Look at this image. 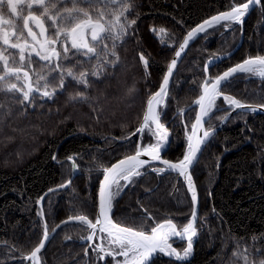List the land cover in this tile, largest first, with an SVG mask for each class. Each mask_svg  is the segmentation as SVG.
Segmentation results:
<instances>
[{"label": "trees", "instance_id": "16d2710c", "mask_svg": "<svg viewBox=\"0 0 264 264\" xmlns=\"http://www.w3.org/2000/svg\"><path fill=\"white\" fill-rule=\"evenodd\" d=\"M242 2L246 0H42L24 2L16 15L3 6V20L11 23L0 24V37L4 31L10 34L9 44L0 39V55L7 59L8 69L22 71L20 80L6 75L0 59V76H5L0 81V264H33L23 258L39 245L45 226L52 232L69 216L96 218L103 169L135 153L137 144L143 147L156 142L147 130L129 141L120 140L140 126L147 99L160 87L178 45L196 25ZM73 9L70 18L62 21ZM29 15L38 17L46 29L41 36L40 29L28 20L37 40H55L46 47H54L60 58L41 61L32 52L40 44L24 27ZM117 17L124 25L123 34L112 25ZM86 19L106 26L97 41L91 40V29L86 30L85 39L95 48V54L88 56L82 54L84 50L71 49V40L64 34ZM241 32L242 27L231 22L209 29L180 63L159 107L161 122L172 131L168 160L176 162L184 155L185 128L190 130L196 109L188 110L184 118L183 112L201 93L206 62L231 52ZM25 41V60L20 61V49L10 44ZM64 47L69 48L67 60L63 59ZM141 54L148 60L147 66L140 60ZM256 56H264V5L246 20L242 47L230 59L214 65L211 73L222 74ZM57 64L62 71H52ZM69 69L77 77L87 73V86L68 77ZM24 71L33 88L38 80L40 85V92L31 93L27 102L22 92L9 90L13 83L27 90ZM93 71L98 75L92 76ZM41 76L48 81L47 89ZM53 89L51 99L42 96L44 90ZM223 92L244 103L264 104V80L253 74L236 77ZM217 109L211 114V125L231 110L222 97ZM71 161L78 166L71 186L50 193L41 208V197L70 180ZM141 171L144 173L116 196L114 221L135 230H145L167 217L186 224L193 206L185 185L173 174L158 175L151 167ZM192 173L201 203V233L193 256L188 261L163 258L153 264H245V258L247 264H264V114L243 112L232 117L206 146ZM87 233L88 227L80 222L62 227L43 251L42 264H83L85 249L80 242Z\"/></svg>", "mask_w": 264, "mask_h": 264}, {"label": "snow or ice", "instance_id": "6c2138e0", "mask_svg": "<svg viewBox=\"0 0 264 264\" xmlns=\"http://www.w3.org/2000/svg\"><path fill=\"white\" fill-rule=\"evenodd\" d=\"M37 2H42V0H37ZM5 3L8 8L10 6V0H0V12H2ZM21 3L22 0H20L17 4V12L18 5ZM253 5H264V0H246V2L234 4L229 10L212 16L188 31L183 43L180 45L179 51H176L175 53L176 57L181 56V53L188 46L189 41H191L198 34L207 33L208 29L213 28L215 25H219L221 21L242 24L243 18L248 13L250 6ZM29 7H31V5H29ZM69 14L71 15V13ZM84 15L87 16V13H84ZM29 19L32 20L36 27L40 29L41 36L45 34L46 29L43 22L36 16L29 15V17L25 20L24 27L27 28L28 34L34 41L40 44V49L37 50L33 47L32 52H34L41 61H51L52 57L60 58V52L56 51L54 47L50 50L46 47L47 44L54 45L56 41L46 40L43 43H40L37 40L35 33H33L30 27H28ZM6 23L10 24L11 22L8 20H0V24ZM131 23L135 24V20L131 21ZM112 25L118 26L121 34H123L124 25L119 24L118 17L115 21H112ZM88 29H91L92 41H97L100 38L99 33L104 31L103 25L98 22L94 23L91 19H86L76 23L74 27L64 33L65 36L71 40V49H75L77 52L84 50L82 53L84 56L95 54V48L90 46L85 39V33ZM225 30H228L227 25H225ZM160 31L163 32L164 29H161ZM9 35L10 34L7 31H4L2 37H0L4 44H9ZM56 35L59 36L60 32H57ZM26 46L27 41H25L23 45L19 43L10 44V47L20 49V61L25 60L24 52ZM68 52L69 48L64 47L65 55L63 59H68ZM112 54L115 55V53ZM30 58L31 53H29V62H31ZM0 59L4 60L6 75H15L16 79L20 80V72L22 71V68L8 69L7 59H5L2 55H0ZM140 60L143 61L145 66H147L148 60L145 59L143 54L140 55ZM176 65L177 61L173 59L167 68L166 74L163 76V82L159 90L152 94L151 98L147 101V112L143 117L144 123L141 127L136 129V132L132 133V135H136V133H145L147 130L152 137L156 138V142L143 147L137 144L136 151L133 155H128L125 158L118 160L116 163L111 164L110 167H105L103 169V178L100 181L98 193V217L95 220V223H93L87 215L69 216L67 220L64 221V223L79 221L82 224H86L87 227L92 230V235L87 237L88 241L93 240V236L96 235V230L99 226V232L107 233V237L111 238V242L118 247L119 251L108 250L106 252L105 248L100 245H96L94 251L105 253V255L112 257L115 264H149L152 254L156 252H161L168 256H175L177 260H185L190 257L193 249V237L197 235V228L195 224L197 216L196 205L198 203L197 189L193 180L192 169L194 164L198 162V153L202 152V146H205L215 135V131L210 124V120L212 119L211 114L213 113V110L217 109V100L222 97L223 101L233 111L236 109L251 110L252 112L257 111L256 107L242 103L239 99L224 94L223 88L230 84L231 78L237 73H250L257 75L260 78H264V56L248 57L241 63L230 67L227 71L216 75L211 79H209L206 75L204 83L202 84V94L195 101V103L199 105V111L195 117V122L191 125V132L187 136L188 143L184 155L176 162L163 159L161 153L167 150L169 144V131L167 127L161 123V112L157 111V106L161 105L164 98L168 95L167 86L169 85V78L173 75V69L176 68ZM52 71H62V65H55ZM207 72L208 65H205V73L207 74ZM86 75L87 73H80L79 77H77L70 69L67 70L68 77L77 80L78 83L84 84L85 86H87L88 83L85 79ZM91 75L97 76L98 73L93 71ZM4 79L5 76H0V81H3ZM23 79L25 80L24 87L27 89L26 91L21 88H17L15 83L10 85L9 90L14 89L18 92H22L23 100L27 102L30 100L31 93L40 92V85L38 80L37 87L33 88L31 78L29 77V73L27 71L23 72ZM40 79L45 80L43 88L47 89L48 81L46 80V77L41 76ZM63 86L64 81L63 76H61L60 87L62 88ZM54 93L55 89H53L52 92L44 90L41 94L43 97L51 99ZM259 107L264 108V104H261ZM225 119H227V117H225ZM206 123L209 125L207 128L205 127ZM200 133H202V135ZM142 156L148 157V159H141ZM152 161H159V163L164 166H153L151 167L152 172L158 175L165 172L178 173V175L183 178L188 191L191 193V203L193 206L191 218L187 224L183 226L182 231L177 230V226L172 219H167L163 223H159L155 227H151L150 233H148L144 230H135L133 227L121 226L120 223H114L110 218L109 213L112 212L114 198L120 194L123 187L133 184L135 182L133 178L140 177L143 174L140 169L145 168V166L149 165ZM121 181L125 182L124 185H121ZM114 185L116 186L115 191L113 190ZM65 187H67L66 184L60 185V188ZM41 200H43V197H41ZM40 215H43V212H41ZM171 236H179L182 239L186 238L187 247L183 250V255L177 252L172 244L168 243ZM48 238L49 233L47 227L45 226L43 237L40 240L39 245L35 247L30 256L26 257V259L31 260L33 264H40V257L38 254H40L42 249L45 247V242ZM89 246L91 247L92 245L90 244ZM105 255L99 256V259L104 260ZM117 256L123 257V261L116 260ZM245 264H247L246 258Z\"/></svg>", "mask_w": 264, "mask_h": 264}, {"label": "water", "instance_id": "95a60500", "mask_svg": "<svg viewBox=\"0 0 264 264\" xmlns=\"http://www.w3.org/2000/svg\"><path fill=\"white\" fill-rule=\"evenodd\" d=\"M261 7V5H253V6H250V8H249V11H248V13L245 15V17L243 18V23L242 24H239L241 27H242V32H241V37H240V40H239V42H238V44L236 45V47L231 51V52H229V53H226V54H223V55H219V56H217V57H214V58H210L207 62H206V64L205 65H208V72H207V74L205 73V75H207V77L209 78V79H211V78H214L215 76H212L211 75V72H210V69L214 66V65H216V64H218V63H221L222 61H226V60H228V59H230L231 57H233L234 55H235V53L236 52H238V50L242 47V45H243V42H244V36H245V22H246V20L249 18V16L256 10V9H258V8H260ZM217 15V14H216ZM215 16V15H214ZM212 17V16H211ZM211 17H209V18H211ZM209 18H207V19H209ZM206 19V20H207ZM205 21V20H204ZM203 22V21H202ZM201 22V23H202ZM223 22H227V21H221V23H223ZM201 23H199V24H201ZM220 23V24H221ZM198 24V25H199ZM197 26V25H196ZM195 26V27H196ZM215 26H217V25H215ZM214 26V27H215ZM211 29V28H210ZM209 30V29H208ZM207 30V31H208ZM203 34H198L196 37H194L191 41H189V44H188V46L185 48V50L181 53V56L180 57H176V55H175V53H176V51H179V49H180V45L183 43V40H184V38H183V40L181 41V43L178 45V47L176 48V50H175V52H174V54H173V56H172V58H171V60H170V62H169V64H168V67H169V65H170V63H171V61L173 60V59H175L176 61H177V65H176V68L175 69H173V75L169 78V85L167 86V92H168V94H169V90H170V88H171V85H172V82H173V78H174V76H175V74H176V72H177V70H178V67H179V65H180V63L183 61V59H184V57L186 56V54H187V52H188V50H189V48L194 44V42L200 37V36H202ZM186 36V35H185ZM167 67V68H168ZM227 71V70H226ZM166 72H167V70H166ZM204 72H205V69H204ZM166 74V73H165ZM243 74H245V73H237V74H235L232 78H231V80H233V79H235L236 77H238V76H240V75H243ZM206 78V77H205ZM258 78L259 79H263L264 80V78H260L259 76H258ZM162 82H163V80H162ZM162 82H161V84H162ZM204 83V82H203ZM161 84H160V86H161ZM160 88V87H159ZM159 88L156 90V91H158L159 90ZM155 91V92H156ZM154 92V93H155ZM154 93H152V94H154ZM152 94L149 96V98L147 99V101L151 98V96H152ZM201 94H202V88H201ZM200 94V95H201ZM199 95V96H200ZM168 96V95H167ZM167 96L165 97V98H167ZM164 98V99H165ZM199 98V97H198ZM197 98V99H198ZM196 99V100H197ZM195 100V101H196ZM195 101L193 102V104H191L184 112H183V116L186 114V112L188 111V110H190V109H193V108H196L197 109V113H198V111H199V105H197L196 103H195ZM242 103H244V102H242ZM245 104H247V105H251L252 107H256L257 108V111H255V112H252L251 110H245V109H236V110H231L225 117H227V119H225V117L219 122V123H217V124H215L214 126H212L213 128H214V131H215V135H214V137L220 132V131H222V129L230 122V120L232 119V117L233 116H235L236 114H238V113H243V112H249V113H253V114H255V115H263L264 114V108H260L259 106L260 105H257V104H253V103H246L245 102ZM158 107L159 106H157V111H158ZM147 112V103H146V109H145V113ZM197 113H196V115H197ZM145 115V114H144ZM207 119V118H206ZM194 122H195V120H194ZM144 123V121L142 120V122H141V124H140V126L139 127H141L142 126V124ZM138 127V128H139ZM205 127L207 128L208 127V125H207V123L205 124ZM169 131V130H168ZM136 132V131H135ZM142 133H136V135H131V136H129L128 138H126V139H123V140H120V142H125V141H129V140H131V139H134V138H136V137H138V136H140ZM189 134V133H188ZM188 134H187V136H188ZM201 135H202V133H200ZM213 139V137L207 142V144L205 145V146H202V152L201 153H198V162L200 161V159H201V157H202V155H203V153H204V151H205V148H206V146L210 143V141ZM172 141H173V138H172V136H171V134H170V132H169V144H168V147H167V150L165 151V152H162L161 153V156H162V158L164 157V155L168 152V150L170 149V147H171V145H172ZM134 154V153H133ZM133 154H131V155H133ZM126 157V156H125ZM125 157H122V158H120V159H123V158H125ZM119 159V160H120ZM141 159H148V157H141ZM164 159V158H163ZM118 161V160H117ZM117 161H115L114 163H116ZM174 162V161H173ZM198 162H196L195 164H194V167H193V169L195 168V166L198 164ZM71 163H72V167H73V169H72V176H71V178H70V183H69V181H67L66 183H64V184H62V185H67V187H65V188H60V186H57V187H55V188H52L51 190L52 191H48L44 196H43V200H41L40 199V207L41 208H43V202H44V200H45V198L50 194V193H53V192H59V191H63V190H66V189H68L70 186H71V184H72V182L74 181V179L76 178V176H77V174H78V166L75 164V162L74 161H71ZM150 165H161L160 163H159V161H152L149 165H146L145 167H147V166H150ZM163 166V165H162ZM110 167V166H109ZM164 167V166H163ZM193 169H192V171H193ZM166 173H168V174H173V175H176L177 177H178V180H181L182 181V183L185 185V187H186V189H187V185H186V183L184 182V180H183V178L182 177H180L179 175H178V173H175V172H173V173H169V172H166ZM103 178V177H102ZM193 180H194V177H193ZM194 183H195V180H194ZM195 185H196V183H195ZM196 189H197V186H196ZM187 192H188V194L190 195V197H191V193L188 191V189H187ZM98 193H99V191H98ZM197 195H198V203H197V205H196V212H197V216H196V224H195V226H196V228H197V224H198V221H199V217H200V209H201V203H200V196H199V193H198V190H197ZM109 215H110V218L113 220V222L114 223H116L115 221H114V219H113V217H112V212L111 213H109ZM97 217H98V214H97ZM97 217H96V219H97ZM190 218H191V216H190ZM95 219V220H96ZM169 219H172L173 220V222L176 224V226H177V230L178 231H182V229H183V227H180V225H179V223L175 220V219H173V218H169ZM67 220V219H66ZM66 220H64V221H66ZM95 220L93 221V223H95ZM64 221H62L60 224H58L59 225V227H58V225L54 228V230L52 231V232H49V230H48V227H47V230H48V233H49V238H48V240L45 242V247L42 249V251H41V253L40 254H38L39 255V257H40V264H42V258H41V255H42V253H43V251L46 249V247L48 246V244H49V242L51 241V239L57 234V232L62 228V227H64L65 225H67V224H70V223H75V222H79V221H72V222H69V223H64ZM164 221H162L161 223H163ZM89 231H90V235H92V230L89 228ZM150 233V232H149ZM96 235H99L100 236V238L102 239V237L103 236H106L107 237V233H100L99 232V226L97 227V230H96ZM96 235H94L93 236V240L91 241V242H94V237L96 236ZM197 236V235H196ZM195 236V237H196ZM195 237H193V240L195 239ZM169 240L170 241H174V240H177V241H186L187 242V240H186V238H184V239H182L181 237H179V236H171L170 238H169ZM81 243H86V240H84V241H82ZM193 252H194V247H193V249H192V255H193ZM31 254V253H30ZM30 254L28 255V256H30ZM192 255L189 257V258H187V259H185V260H177L176 258H174L175 260H177V261H188L191 257H192ZM28 256H26V257H28ZM86 256H88V252L86 253ZM160 256H164V257H166V258H172V256H168V255H165L164 253H161V252H156V253H153L152 254V257L150 258V261H149V264H153L156 260H157V258L158 257H160ZM26 257L25 258H23L25 261H29V260H27L26 259Z\"/></svg>", "mask_w": 264, "mask_h": 264}, {"label": "flooded vegetation", "instance_id": "af4514ba", "mask_svg": "<svg viewBox=\"0 0 264 264\" xmlns=\"http://www.w3.org/2000/svg\"><path fill=\"white\" fill-rule=\"evenodd\" d=\"M205 69V68H204ZM212 69V68H211ZM210 72H211V70H210ZM250 74V73H249ZM211 75L212 76H215V75H213L212 73H211ZM254 77V76H253ZM255 77H257V75H255ZM258 78V77H257ZM196 113H197V109H196ZM186 115V114H185ZM237 115V114H236ZM225 117V116H224ZM223 117V118H224ZM234 117V116H233ZM222 118V119H223ZM221 119V120H222ZM220 120V121H221ZM219 121V122H220ZM219 122H217V123H219ZM216 123V124H217ZM166 127H167V129L169 130V132H170V134H171V136H172V131H171V128H170V126L169 125H167V124H164ZM208 125V124H207ZM215 124H213V125H211V126H214ZM209 126V125H208ZM191 131V128H190V130L188 129V128H185V135L187 136V134L189 133ZM173 138V137H172ZM172 144H173V141H172ZM172 146V145H171ZM171 148V147H170ZM131 155V154H130ZM126 156H128V155H126ZM125 157V156H124ZM164 159H168L167 157H166V154L164 155V157H163ZM153 166H155V167H163L162 165H150V166H148V167H153ZM148 167H146V168H148ZM141 171V170H140ZM142 172V171H141ZM142 173H144V172H142ZM166 173V172H165ZM168 174V173H167ZM176 176V175H175ZM179 181H181V180H179ZM123 181H121L120 183H122ZM182 182V181H181ZM125 183V182H124ZM123 183V184H124ZM113 190L115 191L116 190V186L114 185L113 186ZM116 198V197H115ZM115 198H114V200H115ZM113 203H114V201H113ZM112 211H113V209H112ZM169 218H173V219H175L178 223H179V225H180V227H183L185 224H181L180 223V221H179V219L178 218H176V217H167V218H165L164 220H162V221H165V220H167V219H169ZM161 221V222H162ZM161 222H159V223H161ZM200 222H201V218L199 217V221H198V224H197V234H198V232L200 231V226H199V224H200ZM159 223H154V225L152 226V227H155L157 224H159ZM187 224V223H186ZM150 229H151V227H148V228H146L144 231H146V232H150ZM90 235V231H89V228H88V233H87V235L85 236V237H83L82 238V240H81V242L82 241H84V240H86V243H81L83 246H84V254H85V262L83 263V264H115V261L112 259V257H110V256H107V255H105V253H99L98 251H94V248H95V246L96 245H100V246H102V247H104L105 248V250H106V252L108 251V250H115V251H119V249H118V247L115 245V244H113V243H110V241H111V238H108V237H106V236H103L102 237V239L100 238V236L99 235H96L95 237H94V242H91V241H88L87 240V237ZM197 236L195 237V239L193 240V247H195V243H196V241H197ZM168 243H170V244H172V246L177 250V251H181V252H183V250L187 247V242L186 241H177V240H174V241H168ZM92 245L91 247L89 246V245ZM88 252V256H86V253ZM194 253V252H193ZM101 255H105V259L104 260H100L99 259V256H101ZM191 255H192V252H191ZM190 255V256H191ZM193 256V255H192ZM163 258H166V257H164V256H160V257H158L157 258V260H159V259H163ZM175 258V256H172V258H167V259H171V260H174V261H177V260H175L174 259ZM123 257H121V256H117L116 257V260H120V261H123ZM156 260V261H157Z\"/></svg>", "mask_w": 264, "mask_h": 264}, {"label": "rangeland", "instance_id": "374dc122", "mask_svg": "<svg viewBox=\"0 0 264 264\" xmlns=\"http://www.w3.org/2000/svg\"><path fill=\"white\" fill-rule=\"evenodd\" d=\"M28 1H31V2H37V0H22V3L20 4V5H18V8L20 7V6H22V4L24 3V2H28ZM20 2V0H10V6L8 7V8H6V10H8L9 12H13L14 14H15V11L17 10V4ZM5 7H7L6 6V3H5ZM73 12H75V9H73V10H69L67 13H62V15H60L59 17H61L62 16V18H61V20L63 21H67L69 18H70V16L72 15V13ZM69 13H71V15L69 14ZM16 15V14H15ZM0 20H3V17H2V15H1V13H0ZM106 28V26L104 27V29ZM63 30V29H62ZM154 93V92H153ZM187 143H188V140H187ZM185 151H186V148H185ZM185 153V152H184ZM97 217V216H96ZM200 231L198 232V234H197V238H199V236H200ZM110 243H112L111 241H110ZM177 252H179L181 255H183V252H181V251H177ZM120 261V260H119Z\"/></svg>", "mask_w": 264, "mask_h": 264}]
</instances>
